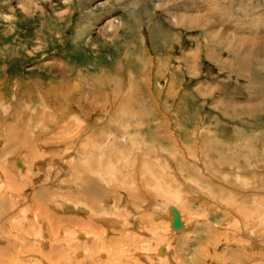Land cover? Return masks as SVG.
Returning <instances> with one entry per match:
<instances>
[{"label":"rangeland","instance_id":"rangeland-1","mask_svg":"<svg viewBox=\"0 0 264 264\" xmlns=\"http://www.w3.org/2000/svg\"><path fill=\"white\" fill-rule=\"evenodd\" d=\"M67 1L0 0V264H66L63 230L109 232L110 263L264 264V76L249 103L247 82L230 71L238 61L221 69L222 51L199 29L170 26L152 0L106 10ZM252 11L264 19V7ZM110 15L123 23L115 36L98 30ZM101 146L105 174L89 179L107 196L94 214L112 222L94 218L85 231L76 222L90 216L71 208L88 205L75 170ZM175 209L184 231L172 227ZM37 215L47 238L35 241ZM83 241L70 245L84 253Z\"/></svg>","mask_w":264,"mask_h":264},{"label":"bare ground","instance_id":"bare-ground-1","mask_svg":"<svg viewBox=\"0 0 264 264\" xmlns=\"http://www.w3.org/2000/svg\"><path fill=\"white\" fill-rule=\"evenodd\" d=\"M68 1L71 2L73 0H68ZM123 1L124 0H97V1H95V3L92 1L93 2L92 9L93 10H96V9H101V10L105 9L106 10L110 6L111 7H115V6L120 5ZM253 1L254 0H232V2H235V4H237V8L235 10H237L238 13L235 14L233 12L235 10L232 9L233 7L227 9V7L225 8L223 6L224 4L222 5L219 2V0H152V5L154 7L153 9H155V10H161L162 9L164 20L170 26H172L173 28H183L185 30L199 29L201 31V33L203 34V38L208 42V45H212V46L216 45L222 52H224L225 54L227 53V55H228L227 60L223 59L224 57H223L222 52H219V55H217V56H219L218 59H219V62H220L221 69L229 71L230 69H227V67H226L227 64H225V63L229 62V61H232V60H237L238 61L239 67H237V70L233 69V70H230V71L235 73V74H237L238 77L245 79V81L247 82V84H248L247 87H248V91H249V95H250L249 96L250 98H249V101H248L249 103L250 102H255L257 100V95L258 94H262V91L258 90L259 89L258 88L259 87L258 84H260V80L258 78H255V76H257L259 78L262 75L264 76V57H262V54H264V52L261 53V50H264V19L256 18V17L254 18L250 14L252 9L257 10V9H259L261 7H264V0H257V5H256L255 8H253L254 6L252 5ZM261 2H263V3H261ZM252 13H253V11H252ZM259 13H262V12H259ZM114 17L112 15H110L98 27L99 31H104L105 36H110V35H113V34H114L113 36H115L117 34L116 32L118 30H120V27H122V25H123V23L120 22V20H117ZM208 50H209V54H208V58H209L210 56H212V54H210V49H208ZM195 53H197L196 50H195ZM214 60H215V58H214ZM215 61H217V60H215ZM228 65H230V64H228ZM261 80L264 81V78L261 79ZM45 104H46L47 107L51 108V105H49L47 103H45ZM104 148H105V146L104 147L101 146L100 149H99L100 152L97 150L98 154L96 152H92V151H89V150L86 151L87 153L85 152L83 154V156L81 155L80 158L84 157V160L89 162V163L87 165H83V162H82V165H81L80 162H77V165H76V170H75L76 176L78 177L80 182L85 181V183L87 184V188H86L87 190L86 191L84 190L85 192L84 193L82 192L81 196L83 198L85 197L84 199L87 200L88 205L82 204L81 201L79 200V202L73 203L71 208L75 212L79 211L80 213H83L85 211L87 213V215L90 216V218H88V219H84V220L78 219L77 220L76 223L79 224V226L81 225L82 230H85L86 226H91L93 228L95 226L94 218L96 220L101 221L103 223V225L105 224L106 226L109 224V222H112V219H111V221H109V219L106 216H104V215H100L99 213H98V215L94 214V213L97 212V208H98L99 203L102 200V198H104L107 195L104 194V192H102V188H100L98 186V184H96L93 180L89 179L90 174L94 173V171H96V172L98 171L99 175H102V174L104 175L105 174V173H103V171L98 169V168L101 169L103 167V166L100 167L101 166V162L100 161H104V157L108 155V154L105 155L104 153L99 155V153H101L102 151L104 152V150H103ZM32 149H33V152H32L33 153V157L35 159H34L33 165H31L32 168H30V169L28 168L31 172L34 169L33 167H35L37 165V164H35L36 161H38L37 156H35L36 155V149H34V148H32ZM89 157H90V161L88 160ZM101 158H102V160H101ZM20 165L26 167L25 166L26 164L20 163ZM108 169L109 168H107V170ZM36 170H35V172L38 173ZM114 170H115V166L113 168H111V171L109 169V171L111 173ZM87 174H88V176H86ZM99 189H100V193L101 194H98ZM77 196H78V194H77ZM77 199H80V198L78 197ZM109 199H110V197L108 198V200ZM5 203H6V201H5ZM5 203L4 202L3 203L0 202V207H2V206L6 207ZM108 204L109 203H106V206ZM259 205L255 204L254 207H257V206L261 207ZM88 206L90 207V209H87V208H89ZM1 209H3V208H1ZM261 210H263V207H261L260 211ZM22 213H24V212H22ZM144 213H145V211H144ZM29 214H28V216H29ZM172 214L174 216V219L171 220L172 225H173V221L176 218L179 220V225L178 226H176V225L174 226L173 225L172 226L173 229L174 230L184 231L186 229V226H188V225H186L184 220H183L184 216H182V211L181 210L179 211L178 209H175L172 212ZM4 216H6V213L4 214ZM28 216H27V213H24L23 216L20 215L19 217L21 219H22V217H24L23 218L24 221L23 220L22 221L25 223L26 221H30V218ZM13 218L14 217H12V219L8 218L10 220L9 221L10 222V226L13 225L12 224L14 222ZM42 218H45V217H42ZM143 218H144V216H143ZM38 219H39V216L37 215L36 221H37V228L38 229H36V228H31L30 229L29 228L30 229L29 232L26 230L27 233H30V235L33 237V239L35 241H38L41 238H43V240L45 238H47V236L43 233V228H44L45 225L40 223L41 221L39 222ZM148 219L151 220V221L153 220L152 217H149ZM116 223H118V222H116ZM29 225L31 226V224H29ZM143 225H144V228L147 229V233H149L148 232V230H149L151 233L152 232H156V234H158V237H159V235H163L162 232H161V234L158 233L159 230H156V229L152 230L151 229V225H149V224H148L149 226H147L145 224H143ZM243 227L240 226V228H243ZM19 229L20 228L17 229L15 227L11 228L8 233L11 236L13 234L15 235L16 232H17V234H20L22 229L21 230H19ZM13 231H15V233ZM171 233H175L176 234V233H179V232L178 231H172ZM23 234H24V232H23ZM75 234L76 233H73L71 231L69 233H67L66 230H63L62 231V235H61V242L64 243L65 245L63 244L64 246L61 245V246L57 247V248H59V250L61 249V250H65L66 251V261H67L66 264H79L78 262H74L78 258L77 255L79 257H82V259L79 260L80 264H87L86 263L87 261L90 262L91 264H112L113 263L112 260H111V263H110V259H109L110 257H112L111 251L109 249H107V250H109L108 252L105 250L107 243H106V240L104 238L109 235V232H107L105 230L104 232L100 233V234H103V235H100V236L96 235L95 233L94 234H90V233H85V232H82V231L78 232L76 235ZM152 234H154V233H152ZM4 238L6 239L7 237H4ZM183 238H184V236H183ZM33 239H32V241H33ZM80 239L84 240L83 243L81 242V245L83 246L84 253H82V252L79 253L80 252L79 248L70 245L71 243L80 245V243H79ZM110 240H112V239H109V241ZM49 241H51V240H49ZM182 241L184 242V240H182ZM46 242H48V241H46ZM110 243H112V242L110 241ZM22 244H24V242ZM115 244H116V241H115ZM115 244H113V245H115ZM0 245H2V244H0ZM43 245H45V244L43 243ZM23 246H25V245H23ZM40 247H39V249H40ZM47 247H44V248H47ZM50 247H52V246H50ZM10 248H12V247H10ZM42 248L40 249V251L42 250ZM166 248L168 249L169 253L170 252L172 253L171 246L170 247L166 246ZM3 249L4 248H2L0 246V255L1 256L4 254L3 253V251H4ZM53 249H55V248H53ZM53 249L51 248V250H53ZM116 250H119L121 252V254L126 252V250L124 252H122L123 250H122L120 245L118 246V248H116ZM20 251L19 252L21 254L23 252L22 248H20ZM35 251H37V250H34V252ZM40 251H37V252H39V254H40ZM47 251H49V250H47ZM55 251H56V249H55ZM5 252H6V250H5ZM168 252L166 250L165 257L168 255ZM45 253H47V252H45ZM60 253H61V251H60ZM64 253L65 252H63V254ZM58 254H59V252H58ZM151 254H153V253H151ZM16 255H18V252H17ZM35 255L38 256V254H36V253H35ZM53 255H54V253H53ZM144 255H145V253H144ZM1 256H0V258H1ZM156 256L158 258L159 257H163L162 255H159L158 253L156 254ZM24 257H26V256L24 255ZM33 257H31V258L33 259ZM107 257H109V258H107ZM113 257H115V256L113 255ZM40 258H42V257H40ZM101 258L104 259L105 261L103 262ZM63 259H64V257H63ZM115 259H117V257ZM146 259H147V257H146ZM41 261H43V260H41ZM165 262H167V259L165 260ZM35 263H37V262L35 261ZM113 264H116V263H113Z\"/></svg>","mask_w":264,"mask_h":264},{"label":"water","instance_id":"water-1","mask_svg":"<svg viewBox=\"0 0 264 264\" xmlns=\"http://www.w3.org/2000/svg\"><path fill=\"white\" fill-rule=\"evenodd\" d=\"M173 225L175 226H178L179 225V220L176 218L174 221H173Z\"/></svg>","mask_w":264,"mask_h":264}]
</instances>
